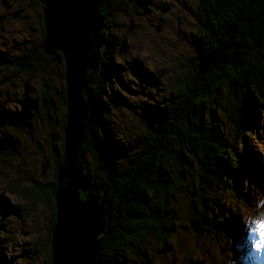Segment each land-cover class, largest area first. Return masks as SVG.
I'll return each instance as SVG.
<instances>
[{"label":"rangeland","instance_id":"obj_1","mask_svg":"<svg viewBox=\"0 0 264 264\" xmlns=\"http://www.w3.org/2000/svg\"><path fill=\"white\" fill-rule=\"evenodd\" d=\"M26 1L0 0V56L9 60L0 67V118L6 122L0 126V139L8 140L0 154V264H52L47 249L52 194L64 164L57 171L56 156L64 154L65 128L61 123L68 112L67 105L61 103L62 97L67 100L65 60L63 56L42 59L44 71L50 75L47 88L53 100L47 107V119H43L38 112L41 73L35 63L24 68V61L34 57L44 33L38 11L33 14ZM199 5L200 0L105 3L100 46L93 55L88 80L93 86L101 84L105 125L119 140L126 143L144 133L148 125L142 114L145 108L170 101L174 86L182 85L199 63L192 43V36L200 30ZM164 6L169 8L162 11ZM19 11L21 16L16 17ZM253 111L255 122L246 128L244 138L235 133L226 111L214 109L228 143L225 155L237 156L235 153L246 146L247 157L238 187L232 189L224 178L225 188L219 185L211 193L215 196L207 198L217 214L210 230L198 235L189 230L185 204L172 237L154 242L146 254L125 253L122 264H236L243 246L246 257L256 261L257 249L251 244L258 243V237L239 242L241 230L245 229L246 238L250 227L254 228L252 219H264V178H259L260 167L256 166L264 165V109L256 104ZM91 156L90 149L84 152V160L90 162ZM250 157L254 164L248 162ZM223 226L231 231L229 237L220 232ZM239 264H246L245 256Z\"/></svg>","mask_w":264,"mask_h":264},{"label":"trees","instance_id":"obj_2","mask_svg":"<svg viewBox=\"0 0 264 264\" xmlns=\"http://www.w3.org/2000/svg\"><path fill=\"white\" fill-rule=\"evenodd\" d=\"M105 3L107 0H102L97 11L90 63L81 90L86 114L76 171L80 197L85 199L92 193L103 211L102 241L93 264H122L125 253L146 254L154 242L172 237L174 223L185 204L189 230L196 235L205 234L213 226L212 217L217 215L207 198L215 196L211 193L219 185L225 188L224 178H228L232 189L238 187L246 146L243 153H235L237 156L225 155L228 143L216 122L214 109L226 111L235 133L244 136L248 134L246 128L254 123L253 107L264 105V0H200V30L192 36L199 63L182 85L174 86L170 101L145 108V134L126 143L107 131L101 84L93 86L88 80L93 55L100 46ZM43 33L42 43L34 57L24 61V68L35 63L41 73L43 88L38 96V112L47 119V107L53 100L47 88L50 75L44 71L42 59L62 57V53L51 56L43 51L45 28ZM61 99L66 106V98ZM61 124L64 129L65 118ZM233 144L229 145L232 150ZM89 149L90 162L84 160V152ZM64 160V154L56 156L57 171ZM90 169L94 172H88ZM53 189L55 200L57 181ZM51 209L49 262L56 223L55 201ZM214 230H218V225ZM220 232L225 233L224 227Z\"/></svg>","mask_w":264,"mask_h":264},{"label":"water","instance_id":"obj_3","mask_svg":"<svg viewBox=\"0 0 264 264\" xmlns=\"http://www.w3.org/2000/svg\"><path fill=\"white\" fill-rule=\"evenodd\" d=\"M45 5L47 55L61 52L65 60L68 108L64 130L65 162L59 169L56 192V223L52 230V264H93L102 241L103 211L92 193L80 197V182L75 172L77 154L83 142L85 105L81 90L90 63L92 33L102 0H41ZM169 7L164 6L162 11ZM7 61L0 56V67ZM3 121L0 119V126ZM6 140L0 139V154ZM65 178V179H64Z\"/></svg>","mask_w":264,"mask_h":264},{"label":"flooded vegetation","instance_id":"obj_4","mask_svg":"<svg viewBox=\"0 0 264 264\" xmlns=\"http://www.w3.org/2000/svg\"><path fill=\"white\" fill-rule=\"evenodd\" d=\"M28 3V7L33 11V14H34V10H37L38 11V15L40 16V28L41 30L44 32V12H43V9H44V5L42 4L41 0H27L26 1ZM21 11H19V14H20ZM16 17L18 16H21L18 15V13H15L14 14ZM3 17V16H2ZM39 48V47H38ZM3 58V57H2ZM5 61H7L6 63H8V58H3ZM6 65V64H5ZM7 147V145L5 146ZM52 221V219H51ZM51 229V228H50Z\"/></svg>","mask_w":264,"mask_h":264},{"label":"snow or ice","instance_id":"obj_5","mask_svg":"<svg viewBox=\"0 0 264 264\" xmlns=\"http://www.w3.org/2000/svg\"><path fill=\"white\" fill-rule=\"evenodd\" d=\"M254 235L258 237L256 247L259 248L261 243H264V219H257L254 221Z\"/></svg>","mask_w":264,"mask_h":264},{"label":"bare ground","instance_id":"obj_6","mask_svg":"<svg viewBox=\"0 0 264 264\" xmlns=\"http://www.w3.org/2000/svg\"><path fill=\"white\" fill-rule=\"evenodd\" d=\"M44 9H45V5H44ZM4 60V59H3ZM5 61V60H4ZM6 64V63H5ZM4 64V65H5ZM47 96V95H46ZM16 116H19L18 114L16 115ZM6 140V142L8 141L7 139H5ZM4 152V151H3ZM43 201V200H42ZM53 201H55V200H53ZM56 219V218H55ZM252 248H253V246H252Z\"/></svg>","mask_w":264,"mask_h":264}]
</instances>
